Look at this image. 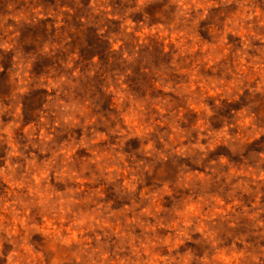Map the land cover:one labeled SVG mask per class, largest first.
I'll return each instance as SVG.
<instances>
[{
    "label": "rangeland",
    "instance_id": "374dc122",
    "mask_svg": "<svg viewBox=\"0 0 264 264\" xmlns=\"http://www.w3.org/2000/svg\"><path fill=\"white\" fill-rule=\"evenodd\" d=\"M0 264H264V0H0Z\"/></svg>",
    "mask_w": 264,
    "mask_h": 264
}]
</instances>
